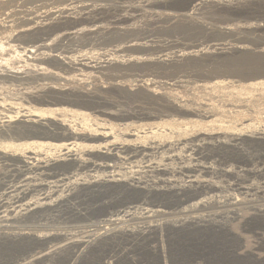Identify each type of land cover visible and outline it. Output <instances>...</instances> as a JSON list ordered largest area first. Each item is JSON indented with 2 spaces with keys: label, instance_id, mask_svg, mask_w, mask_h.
Masks as SVG:
<instances>
[{
  "label": "rangeland",
  "instance_id": "1",
  "mask_svg": "<svg viewBox=\"0 0 264 264\" xmlns=\"http://www.w3.org/2000/svg\"><path fill=\"white\" fill-rule=\"evenodd\" d=\"M118 1L120 0H92L95 4L103 3L102 14L107 21L134 14L132 21H129V23L133 22L131 24H134L132 26L135 28L132 34H129L130 38L141 40L149 36L152 44L145 46L146 49L144 46H136L122 53L120 60L130 61L116 64L117 66L115 65L109 74L80 76L75 71L57 67L52 61H47L43 69L36 67L33 62H28L20 46H24L25 43L32 44L35 38L22 36L15 40L16 27L12 25L13 21L8 23V20L17 22L22 16L20 10L30 9L31 5L23 0H0V70L15 71L18 72L17 75H23V72H26L24 75L30 73L26 75L27 78L21 80L0 78V125L8 120L7 115H13L12 112L32 111L49 123H47L49 131L46 130L49 136H57L60 133L61 130L55 126L59 122L65 123L68 128L79 133L81 138L77 140L74 149L82 153L87 150L86 148L98 146L105 141L99 136L98 139L94 137L95 140L93 137L85 139L86 134L110 131V134H114L111 136L119 139L120 135L127 131L118 125L119 121L114 116L106 114L105 111L140 114L123 121L137 130L139 135L136 141L171 145L173 152H179L183 156L181 165H184L185 169L182 173L183 177L177 176L178 182L185 185L189 194L193 192L190 190H193L194 186L200 184L204 186L202 193L196 199L186 203L184 218L188 221L185 225L190 227L185 232V234L188 232L187 244L175 238L176 236L166 227L162 228L166 259L164 264H258V260H264V214L256 211L258 208H264V143L260 144V147L244 144L242 148L240 146V148H232L233 144L230 143L233 141L229 140L239 135L247 141L245 143L264 142V139L255 138L258 135L263 136L258 133L264 130V86L253 84L255 81L264 80V48H262L264 47V0H221L219 5L209 8L207 12L209 14L202 12L194 16L195 21L185 20L179 15L191 0H165L159 3L158 0H153L155 2L153 9L158 13L175 14V17L168 21L164 19L154 21L153 17L150 19V14L140 8L141 0H121L125 5L123 8L118 5ZM224 27L229 29L226 30ZM171 39L175 40V47L169 45ZM99 43L94 42L91 47L89 44L87 48L75 45L73 53L77 56L80 53H87L95 59L113 54L112 48L115 43L109 42V46ZM103 44L105 47L108 46L107 51ZM218 44H224L227 49L217 50L215 47L219 46ZM238 45H242L244 50L235 52L233 48ZM177 50L184 51L189 56L177 60L173 56V52ZM167 52L166 61H158V57ZM137 58H141V61L136 60ZM35 70L42 71V75H47L48 71L53 72L55 79L44 77L43 80L38 77L39 79L35 80L36 75H33L36 74ZM216 80H224V82L213 84ZM48 83L58 88L72 90L81 88V90L70 95L58 89L51 93L52 90L48 92L43 87L48 86ZM35 91H41L38 92V97H31L32 99L28 97V93H36ZM42 97L51 102L67 99L76 104L64 105L71 109L70 111L52 113L48 110L51 105L39 103L38 98ZM198 112L208 113V117L200 118L196 116ZM46 139L40 140L46 144V147L41 149L45 159L51 157L60 159L65 151L59 147L63 141L55 137ZM179 144L183 147L181 151ZM2 150L10 151L9 148ZM91 154L92 160L104 161L100 152L93 151ZM164 154L155 152L153 156L151 155L152 158L137 164L114 161L110 163L117 172L125 174L138 172L146 179V175L143 174L146 166L161 162ZM175 162H171L172 167L179 165ZM57 163L63 165L61 161ZM98 173L88 171L77 174L79 178H76L77 175L74 178L89 179L90 176L92 177L93 174L96 176ZM5 174L7 170L0 161V178L5 177ZM64 187L65 185L61 186L64 191L60 192L62 194L66 193L67 186ZM95 196L78 192L67 197V203L64 202L65 205L58 211H49L44 215L41 220L42 225H45L43 228L45 231L52 229L69 234L75 232L78 235L95 229L86 222L76 223L70 220L66 214L73 208L84 206L85 202H89V197ZM233 198L237 200L235 207L229 205V201H233ZM197 199H202L203 202L195 204L194 201ZM66 216L67 218H64ZM177 217L178 215L175 214L161 221L174 220ZM194 217L206 221L203 226L204 233H207L208 240H211L212 244L208 252L206 248L200 250L201 247L199 249L194 245L197 236L196 234L194 236L192 228ZM142 224L134 222L130 223L129 227L136 228ZM30 225L36 227L37 223ZM169 242L174 245L170 247ZM151 244L161 247L157 241ZM120 246L129 245L120 242ZM140 247L141 245H136L135 254L131 253L135 262L130 263L128 259L123 260V263L145 264L150 257L147 251L149 249L143 250ZM2 249L0 246L1 258ZM226 250H230L231 254ZM202 251L206 254V258L201 256ZM170 256L173 258L170 259ZM249 258L255 261L249 262ZM45 261L39 264L58 263L54 259Z\"/></svg>",
  "mask_w": 264,
  "mask_h": 264
},
{
  "label": "bare ground",
  "instance_id": "2",
  "mask_svg": "<svg viewBox=\"0 0 264 264\" xmlns=\"http://www.w3.org/2000/svg\"><path fill=\"white\" fill-rule=\"evenodd\" d=\"M141 1V10L147 14L149 13L150 19L153 17L154 21L161 19L168 21L175 17L172 12L158 13L154 10L155 2L153 0ZM161 1L164 2L165 0H158L157 3ZM23 2L31 5L30 9L20 10L22 16L19 20L17 22L8 20V23L13 21L12 25L16 27L15 40L22 36H34L35 41L32 44L25 43L24 46H20V49L24 52L26 60L33 62L40 69L44 68V64L47 61H52L57 67L75 71L80 76L86 74L106 75L112 71L116 64L124 63L125 60H120L123 56H121L122 53L136 46L145 47L152 44L149 36H145L141 40L130 38L129 34H132L135 28L132 26L134 24H131L133 22L129 23V21L135 16L134 14L119 16L107 21L102 14L103 3L95 4L92 0H23ZM117 3L120 7H125L121 0ZM220 3L221 0H191L179 15L185 20L195 21L194 16L198 13L201 14L203 12L206 14L210 7L217 6ZM135 7L137 8V6ZM224 29L228 30L229 28L224 27ZM174 41L171 39L169 45L174 46L176 44ZM94 42H101L107 45L110 44L109 42L115 43L112 48L113 54H108L106 57L102 56L99 59L97 55V59H95L93 58L94 56L90 57L87 53H80L78 56L77 54L74 55L75 45L87 48V45L90 44L91 47ZM218 45L215 47L217 50H224L227 47L224 44ZM107 47L104 46L105 50ZM242 49V45L233 48L235 52H240ZM89 52L88 54L90 55ZM173 53L174 58L177 60H181L187 55L186 52L181 50ZM167 54L168 52L162 54L157 60L166 61ZM139 59L141 61V58L136 60ZM25 73L17 75L18 72L15 73V71L3 72L0 70V78L21 80L28 74L24 75ZM53 74V72L49 73V71L47 75L43 74L44 76L42 71H36V74L33 73V75H36L34 76L35 80L43 79L44 77H49L50 80L52 78L55 79V74ZM61 77L63 79V76ZM61 77L59 78L61 79ZM64 79L66 80V78ZM223 82L224 80H216L213 84H221ZM253 84L264 86V80L255 81ZM43 87L48 92L52 90L51 93L53 90L58 89L68 95L70 93H79L78 91L81 90V88L79 90L74 89V92L72 89L58 88L54 84L49 85V83L48 86ZM35 92H32V94L27 92L28 97H38V92L41 93V91ZM86 94L88 93L86 92ZM38 100L41 104L51 105L48 110L52 113L70 111L71 109L64 105L76 104L67 99H57L51 102L49 99L42 97L38 98ZM12 113L13 115H7L8 120L0 125V161L4 163V167L7 170L5 177L0 178V246L3 248L0 264H39V262L50 259L52 261L53 259L57 260L59 264H125L123 262L128 259L131 261L130 263L135 262L131 253L135 254L136 245H141L140 248L143 250L149 249L147 251L150 253V257L145 264H164L166 259L162 243L163 227L169 229V232L176 236L175 238L183 240L187 244L186 235L188 232L186 234L185 232L190 227L185 225L188 221L184 218L186 203L196 199L202 193L204 186L200 183V185L196 184L197 186L190 190L193 192L189 194L185 185L179 183L180 181L178 182L177 176L181 175L183 177L182 173H184L183 170L185 169L183 168L184 165H181L183 156L179 152H173L171 145L167 143L148 144L136 141L139 135L137 130L132 129L131 124L123 121L140 114L105 111L106 114L114 116L119 121L118 125L127 131L122 133L119 139L116 136H111L114 134H110V131L86 134L84 135L85 139L92 137L93 139L94 137L98 139L97 137L99 136L104 138L105 141L103 140L104 143L98 146L86 148L85 152L78 153L74 147L81 136L70 129V127L68 128L65 123H57L55 126L61 130L60 133L57 136H49V133H46V130L49 131V123L42 116L29 110ZM207 114L198 112L196 116L205 118L208 117ZM258 134L263 136L258 135L255 138L263 140L264 130ZM53 135L55 134L53 133ZM238 136L236 135V137L229 140L233 141L230 143L233 144L232 148H240L244 144L260 147V144L264 143H260V141L245 143L247 141ZM49 137H55L63 141L59 147L65 151L60 159H53L52 157L51 159H45L44 154L41 152V149L46 147V144L42 143L43 141L40 142V140L46 138L49 140ZM180 144V148H178L181 151L183 147ZM3 148H9L10 151L2 150ZM93 151L100 152L104 161L97 162L92 160L91 152ZM155 152H163L165 154L162 155L161 162L151 163L146 166L147 168L143 174L148 179L146 177L144 179L138 172H131V174L117 172L113 164L110 163L114 161L125 164H137L143 160H149ZM58 161H61L63 165H59ZM173 161H177L179 165L175 162L178 166L172 167L171 164L173 163L171 162ZM88 171L100 172L101 174H95L96 176L93 174L89 179L79 180L74 178L77 174ZM78 175L76 178H79ZM64 185L65 187L67 186L66 193L62 194L60 192L64 191H62L61 186ZM211 188L213 190V187ZM78 192L84 195L89 194L91 197L93 195L98 196L89 197V202H85L84 206L73 208L66 214L70 220L76 223L86 222L88 226H93L95 229L85 231L81 233L82 235L75 234V232L69 234L52 229L45 231L43 228L45 225L43 226V223H41L44 215L49 211H58L65 205L64 202L67 201V197L76 195ZM201 200L197 199L194 202L199 204L203 202ZM229 203V205H234L235 207L237 200L233 198V201H229ZM256 211L264 214V208H258ZM175 214L178 215L177 219L161 221V219ZM67 216L64 218H67ZM196 218L194 217L192 221L193 234L194 236L195 234L197 235L194 245H197L199 249L201 247L200 250L206 248L208 252V248L212 244L211 240H208L207 233H204L205 229L203 226L206 221L199 217L198 219ZM134 222L143 224L138 225L136 228L129 227V224ZM30 223H37V226L32 227ZM119 241L124 245H129L128 247L130 248L120 246ZM156 241L160 243L161 247L158 248V246L151 244ZM169 245L172 247L171 245L174 244L169 242ZM226 251L231 254L230 250ZM201 254L203 258H206V254L203 251ZM171 258L173 257L170 256ZM82 259L83 261H80ZM248 261L254 262L255 260H250L249 258ZM258 261V264L264 263V260Z\"/></svg>",
  "mask_w": 264,
  "mask_h": 264
}]
</instances>
